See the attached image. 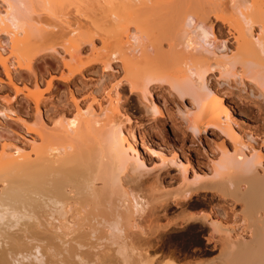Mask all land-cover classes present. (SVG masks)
Returning a JSON list of instances; mask_svg holds the SVG:
<instances>
[{"label":"bare ground","instance_id":"6f19581e","mask_svg":"<svg viewBox=\"0 0 264 264\" xmlns=\"http://www.w3.org/2000/svg\"><path fill=\"white\" fill-rule=\"evenodd\" d=\"M93 7L102 11L99 20L88 18ZM67 9H75L67 16L83 11L84 19L59 21L60 33H48L61 37L64 54L38 50L41 16L55 20ZM88 44L92 60L82 51ZM49 51L63 56L64 80L99 60L106 68L120 63L124 77L109 93L110 108L100 104L85 114L76 102V116L53 130L37 111L41 130H29L37 136L31 150L2 145L0 264H156L160 257L150 251L173 226L204 228L207 243L220 246L218 264H264V0H0V65L10 83L12 66L34 72L35 60ZM213 78L220 91L211 87ZM124 83L148 101L154 118L164 116L151 98L155 85L189 98L182 140L191 133L195 148L211 133L216 150L204 149L209 173H200L183 147L169 158L161 145H148L123 125ZM243 106L248 111H239ZM13 112L0 109V121ZM142 146L163 167L178 169L179 190L160 177L146 185ZM215 197L242 206L231 208L232 225L227 211L215 209ZM145 216L149 226L141 224ZM173 241L165 238L163 248ZM164 254L160 263L178 264L173 253Z\"/></svg>","mask_w":264,"mask_h":264},{"label":"rangeland","instance_id":"374dc122","mask_svg":"<svg viewBox=\"0 0 264 264\" xmlns=\"http://www.w3.org/2000/svg\"><path fill=\"white\" fill-rule=\"evenodd\" d=\"M73 10L75 11V9ZM73 10H63V13H59L60 15L58 14L59 17L56 16L58 18V21L56 20V17L54 20V18H46V15L41 16L43 38L37 44L38 50L56 48L58 51H60V53L64 54V49L62 47L63 40L61 39V37L49 35L48 33L52 31H54L52 33L56 32L55 34H57L58 32L60 33L61 25L65 22L64 20L70 21L73 18L72 21L74 22L77 21L75 19L80 20L81 17L82 19H84L83 15L81 14L83 11L80 14L75 12L72 16L66 15L69 13L71 14V11L74 12ZM91 10H89L88 12V18L93 17L91 18L92 21L93 19L99 20L102 11H98L97 7H93L91 8ZM91 12L92 14H89ZM95 14H99L98 17L96 16L98 19L94 18ZM79 15L80 18L78 17ZM59 21H61L62 23ZM94 44L97 48H100L101 41L96 38ZM82 51L86 59H94L92 46H90L89 44L85 45ZM12 69L11 74L13 82L10 83L7 73L0 65V109H2L3 107L4 109H7L9 107V109H12V111H14L12 114L9 113V115L3 117L0 121V153L3 149L2 145L5 143L9 146L13 145L12 148H14V145H16L25 148L27 151L32 149L33 145L31 144L30 139L31 137L36 138L37 136L31 134L29 130H41V122L38 119L39 116H37V111L41 112L39 113L43 116L44 120L48 122V124L50 123V130H53L59 123L76 116V102L81 108H83L85 114L91 107H93L95 111H99L100 104L107 109L110 108L111 106L108 99L109 93L112 92V90H114V88L123 81L124 77L120 63L112 62V68H106L103 60H99L94 61L93 64L91 63V65L89 64L88 67L84 69L82 74H79L71 78L70 80H64L61 78V73L65 70L63 56L54 51L46 52L43 56L35 60L34 72L20 69L17 66H12ZM16 87L20 88L22 90V93H17ZM211 87L216 91H220L222 88L217 78H213L211 80ZM153 88L154 89L152 90L151 98L155 100L156 103H158V105L161 107L164 115L163 117L156 116L154 118L153 115L147 110V100H145L143 97H138L136 94H132L130 88L126 83L120 86L119 90L123 98L121 102L123 105L122 114L124 115L122 118L123 125L126 128H134V131L136 132L138 137H142L141 139H143V141H145L148 145H161L166 156L169 158L174 157L177 149L183 147V150L187 153L186 156L190 155V157H192L191 159L193 160V165L197 168V170L199 169L198 171L202 174L209 173L208 171L210 170L208 168V156L205 154L204 149L206 146L209 147L211 145L209 147L210 150H216V146L212 142L213 139L209 136L211 135V133H209V135L206 134L203 136L204 142L202 144L199 143L198 140H196L195 148H193V146L191 145L194 139L191 133H188L189 135L185 136V141L182 140L184 136H182L181 132H183V129L185 130V122L182 119V112L184 108L187 110L186 107L190 103L189 98L182 99L178 97L173 91L170 94L169 87L165 84H157ZM29 92L30 97L27 95L29 94ZM237 94L238 90H235L231 94V97H236ZM37 99H39V103H37ZM239 111H248V106L239 108ZM257 114L258 109H255V111L253 112V117H247L249 123H255V117ZM127 117L131 119L130 123L126 121ZM141 126L143 128H141ZM262 132H264V129ZM141 149L147 157L148 168L144 173V177L142 178L144 181H146V185L154 183L156 179L160 177L163 179L166 185H169L170 188L168 187V189H171L175 192L179 190V187L182 186L181 184L183 183V180L180 178L178 169L174 166L163 167L161 161L154 154L150 153L147 150V147L142 146ZM189 175L193 177L192 172ZM210 196L212 195L210 194ZM196 198L197 197H195L193 200H196ZM217 199L219 198L213 199L215 209L218 208L222 211H227L226 213L228 215L226 216V219L228 220L225 219V222L229 225H232L234 223V216L232 217L233 211L236 210L240 212L239 210L242 209V206L240 207L235 205L233 201ZM231 208L233 209V211H231ZM209 209L210 208L206 209V213L209 212ZM174 214H176L177 216V214H179V211L172 214L173 218L176 217ZM172 217L169 218L171 219ZM145 218L148 222L142 219L144 222L140 223L144 224V226H149V224L151 223H149V221L151 220L148 219L150 217L145 216ZM169 218L166 219L170 220ZM166 219H162V221L164 220L165 222ZM243 219V216H240L238 218V221H242ZM164 222L160 221V223L162 224H166L168 221H166L165 223ZM196 228H200V226ZM196 228L190 226L174 228L173 226L172 229L168 230L170 231L171 235H168V233H166L165 237L174 240L172 243L168 244L169 247L163 248L162 241H165V238L162 240L159 239V245H156V247L150 251L151 254H149H158V257L160 258L156 260V262L158 261L157 263L159 264L162 263L159 262L160 259L161 261L165 259L163 257V249H165V251L169 250V252H165L166 256L164 254L166 259H170L168 258V255L174 254L173 257H175L174 259H176L178 264H183L184 262V264H187L190 261L191 263L189 264H205L206 261V264H215V262L216 264H218L221 261V259H219V256L221 254V251H219L221 250L220 246H215L212 243H207V240H209L210 238L208 237V235H206L207 233L205 234V232H202L205 229L203 228L202 230H200ZM187 229H189V231H187ZM179 231H182V234ZM209 231L210 230H208L207 228L206 232ZM240 232L243 234L246 233L245 235H247V232L243 230H240ZM182 236L183 238H185L184 240L183 238H181ZM200 236H203V238H199ZM178 239L179 241H177ZM197 239H199V242L195 243ZM182 240L185 242H182ZM161 247L162 249H160ZM179 248L182 249V251ZM201 248L202 250H200ZM184 249L185 252L183 251ZM186 251H188L190 254H186ZM184 253L187 258L183 255ZM179 254H181V256ZM212 260H214V263ZM162 264H164V262Z\"/></svg>","mask_w":264,"mask_h":264},{"label":"flooded vegetation","instance_id":"af4514ba","mask_svg":"<svg viewBox=\"0 0 264 264\" xmlns=\"http://www.w3.org/2000/svg\"><path fill=\"white\" fill-rule=\"evenodd\" d=\"M168 247V246H167Z\"/></svg>","mask_w":264,"mask_h":264}]
</instances>
